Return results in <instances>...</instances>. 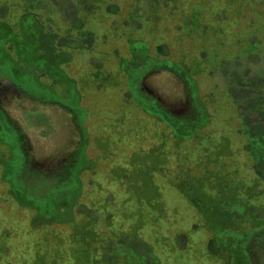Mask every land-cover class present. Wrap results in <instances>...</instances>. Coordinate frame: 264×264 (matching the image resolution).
<instances>
[{"label": "rangeland", "instance_id": "rangeland-1", "mask_svg": "<svg viewBox=\"0 0 264 264\" xmlns=\"http://www.w3.org/2000/svg\"><path fill=\"white\" fill-rule=\"evenodd\" d=\"M263 160L264 0H0V264H264Z\"/></svg>", "mask_w": 264, "mask_h": 264}, {"label": "trees", "instance_id": "trees-1", "mask_svg": "<svg viewBox=\"0 0 264 264\" xmlns=\"http://www.w3.org/2000/svg\"><path fill=\"white\" fill-rule=\"evenodd\" d=\"M235 200V202L237 203V202H241V208H242V212H241V216L238 214V212L236 213L235 212V215H237L238 216V218L239 219H241V223L242 224H244L245 222H247L246 220H243L244 219V217H245V212H243V207H244V204H243V201H242V199L241 200H238V199H234ZM143 206H144V208H147L146 209V211L148 210V209H150V207H151V209H152V207H154L155 206V204L153 203V202H150V203H143ZM220 206V203L218 204V207ZM110 209H111V207H110ZM219 209L220 208H218V210H217V217L219 216L218 214H219ZM144 211V210H143ZM219 219H220V217H218ZM159 219H161V218H159ZM261 218H260V216H257V217H254V221H255V223L259 226L261 223L260 222H258L259 220H260ZM262 220V219H261ZM158 223H161L159 220H158ZM85 227V229H86V233H80L79 232V236H80V239H79V242L81 243V244H83V247H82V245H81V247H80V252H79V256H80V263L79 264H90L89 263V260H90V257H89V248H86V246H87V244H89V239H91V238H93V235H94V228L92 227V228H89V230L87 229V227L86 226H84ZM110 245H111V243L108 241V242H106L104 245H103V251H105V252H107V250L109 249V247H110ZM85 246V247H84ZM88 247V246H87ZM110 249H111V247H110ZM103 258V257H102ZM120 262V259H118V260H112V261H109L108 262V264H120L119 263ZM37 264H42V261H39V263H37Z\"/></svg>", "mask_w": 264, "mask_h": 264}, {"label": "flooded vegetation", "instance_id": "flooded-vegetation-1", "mask_svg": "<svg viewBox=\"0 0 264 264\" xmlns=\"http://www.w3.org/2000/svg\"><path fill=\"white\" fill-rule=\"evenodd\" d=\"M25 1L29 2L30 0H25ZM40 3H41V1H40ZM45 34H48L47 31H45ZM82 35H83L82 33L79 34V37H81ZM49 45H50L49 46L50 49H53L52 48V46H53L52 43H49ZM8 50L13 51V44H11L10 46L8 45ZM26 67H28L30 70L31 69L34 70L36 66L34 64H32V65H29V66H26ZM42 77H45L46 78L47 75L44 74ZM53 81L54 80H51L49 83L47 82V86L50 87V88H54L53 86H54V83L55 82H53ZM259 164H261V165H260V167H259L258 170L260 172L264 173V160L262 162H259ZM93 193L94 194L92 196V201H93V208H92V210H97L98 209V211H102V212H105L106 213L107 210H108V206H107V203H106L105 199H106V196L108 195V192L104 188H101V189H98V190H94ZM101 199L104 200L103 203L100 202ZM94 234H95V232H94Z\"/></svg>", "mask_w": 264, "mask_h": 264}]
</instances>
